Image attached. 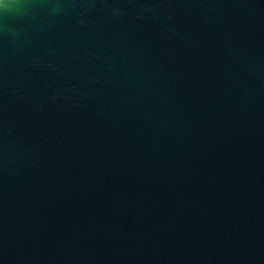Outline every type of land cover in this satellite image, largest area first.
<instances>
[{"label": "water", "instance_id": "1", "mask_svg": "<svg viewBox=\"0 0 264 264\" xmlns=\"http://www.w3.org/2000/svg\"><path fill=\"white\" fill-rule=\"evenodd\" d=\"M0 264H264V0H0Z\"/></svg>", "mask_w": 264, "mask_h": 264}]
</instances>
